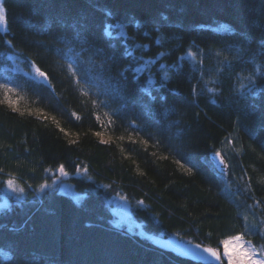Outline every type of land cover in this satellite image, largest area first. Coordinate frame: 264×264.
I'll return each instance as SVG.
<instances>
[{"label": "trees", "instance_id": "1", "mask_svg": "<svg viewBox=\"0 0 264 264\" xmlns=\"http://www.w3.org/2000/svg\"><path fill=\"white\" fill-rule=\"evenodd\" d=\"M3 1L0 193L26 194L0 208V264H212L112 223L113 195L149 234L264 246V0ZM60 165L79 200L38 193Z\"/></svg>", "mask_w": 264, "mask_h": 264}, {"label": "rangeland", "instance_id": "2", "mask_svg": "<svg viewBox=\"0 0 264 264\" xmlns=\"http://www.w3.org/2000/svg\"><path fill=\"white\" fill-rule=\"evenodd\" d=\"M3 4L4 1L0 0V9H3V15L2 18H0V29H4L6 27V19H5V11H4L5 5ZM118 26L122 27L120 25ZM33 74L37 76V74L35 73V68H33ZM6 101H8L13 107L17 108L18 103L16 102V99L13 96L10 97L9 95H7ZM101 137L108 138V136H106L105 134H101ZM51 173L53 174L52 180L42 184L44 186L39 188L38 190L39 194L48 187L57 186L59 189L64 190L65 192L71 194L78 200L81 198V196H83L84 194L83 191L78 190L70 181L66 180L67 173L65 170L64 173L62 174L59 172V168H56L55 170H52ZM9 179H12L14 181V184L12 187H10L6 182L3 191L0 193V208L10 205L13 200H19L20 198H23L26 194V191L21 186L20 182L16 177L11 176L10 178H8V180ZM18 188H23V191L16 190ZM109 202L112 212L114 213L113 216L110 218L112 223L126 227L128 230L137 232L144 236L151 235L145 230L142 222L136 219V217L132 212L131 205L129 201H127V199H125L123 196L120 195H113L112 197L109 198ZM235 236L228 237L225 239V240H229L230 246L239 243V244H244L245 247H247L248 243L250 242L251 246L257 249V256L260 255L261 251H264V246H257L253 244L251 241L247 240L242 235H239L242 236L243 238L241 241H234L233 237ZM224 248L225 246L222 243V247L217 250L223 253ZM222 259L223 261H226L228 264L226 256H222Z\"/></svg>", "mask_w": 264, "mask_h": 264}, {"label": "snow or ice", "instance_id": "3", "mask_svg": "<svg viewBox=\"0 0 264 264\" xmlns=\"http://www.w3.org/2000/svg\"><path fill=\"white\" fill-rule=\"evenodd\" d=\"M2 15H3V9H0V18H2ZM188 55L195 57V53L190 52V53H188ZM33 67L35 68V73L37 74V76L46 78V73L41 71V69L39 67H37L35 65H33ZM66 68H67L68 73L72 77L76 78L77 83H79V75H78L79 70L76 67H74V64L68 63L66 65ZM135 71L139 72V71H141V69L137 68V69H135ZM165 78L167 79V75H165ZM148 83H152V81L149 80ZM3 87L7 88L8 86L4 85ZM8 90L11 91V89H8ZM193 91L194 92L196 91L195 87L193 88ZM84 94L88 95L87 92H85ZM92 103H93V105H96L97 101L93 100ZM73 115H75V113ZM108 115L109 114L107 112L104 113V116L107 117ZM99 119H100V117L97 116V120H99ZM61 130L63 131V129H61ZM96 135L100 136L101 133L97 132ZM121 139H123V137H121ZM143 143L147 144L148 141L144 140ZM219 155H220V153H216V156H219ZM176 163L180 164V166L182 168L184 167V165H182L179 160H177ZM184 170L186 172H189V173H191V171H192L191 168H184ZM59 172L62 174L64 173V166L63 165H60ZM7 184L10 187H12L14 184V181L12 179H9L7 181ZM43 186L44 185H40V187H43ZM16 190L23 191V188H18ZM242 239H243L242 236H239V235L233 237L234 241H241ZM223 244L225 246L223 253H221L218 250L211 248V247L204 248L203 252L207 253L209 256L214 258L215 261H217V262L221 261L222 256H226L228 264H264V251H261L260 255L257 256V249L252 247L250 242L248 243L247 247H245L244 244H239V243H237L233 246H230L229 240H224ZM194 247L199 248L200 246L195 245Z\"/></svg>", "mask_w": 264, "mask_h": 264}, {"label": "water", "instance_id": "4", "mask_svg": "<svg viewBox=\"0 0 264 264\" xmlns=\"http://www.w3.org/2000/svg\"><path fill=\"white\" fill-rule=\"evenodd\" d=\"M216 153H220V155L216 156ZM211 158L220 169L224 171L228 170L229 165L227 159L221 152H212ZM150 240L157 247L172 251L184 258H189L203 263L224 264L222 259L217 262L214 258L203 252V249L208 247L216 249L215 247L207 245L203 242L192 241L179 235H162L156 233L151 234ZM195 245H199L200 247L195 248Z\"/></svg>", "mask_w": 264, "mask_h": 264}]
</instances>
